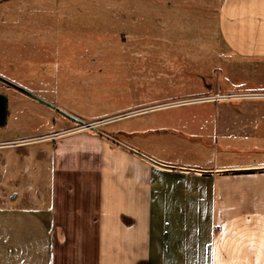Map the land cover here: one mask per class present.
Returning a JSON list of instances; mask_svg holds the SVG:
<instances>
[{
	"label": "crops",
	"instance_id": "obj_1",
	"mask_svg": "<svg viewBox=\"0 0 264 264\" xmlns=\"http://www.w3.org/2000/svg\"><path fill=\"white\" fill-rule=\"evenodd\" d=\"M217 37L222 55L228 57L222 67L227 72L247 63L249 70L264 73V0H219ZM0 82L11 89L6 81ZM221 83L204 81L201 87L242 86L236 74H227ZM248 83L264 86L257 78ZM197 93L204 91L189 90L180 96ZM173 98L138 102L135 107L157 105L128 109L132 112L104 122L210 104L212 115L204 108L195 117L199 134L186 129L192 130V115L172 116L154 133L202 142L221 138L224 141L212 149L213 159L167 160L166 154H160L161 159L144 158L137 152L150 150L141 144L145 131H104L106 138L87 130H67V123L24 136L0 129V148L14 139H23L17 147L39 145L35 154L41 169L35 197L26 190L25 180H7L18 188L9 204L0 205V264H264V146L233 145L236 138H264V110L254 111L264 104V97L231 103L211 97L164 103ZM99 117L104 116L81 119ZM117 135L120 140L111 137ZM256 154L261 157L229 161ZM22 162L20 170L28 164Z\"/></svg>",
	"mask_w": 264,
	"mask_h": 264
},
{
	"label": "rangeland",
	"instance_id": "obj_2",
	"mask_svg": "<svg viewBox=\"0 0 264 264\" xmlns=\"http://www.w3.org/2000/svg\"><path fill=\"white\" fill-rule=\"evenodd\" d=\"M218 4L219 0L0 2V78L11 86L9 90L0 82L7 114L0 129L10 136H24L58 129L67 123V130H87L106 138L109 135L104 131H145L141 144L150 150L137 152L144 158L161 159L160 154H166L167 160L180 157L188 162H202L208 156L213 159L212 149L215 144L220 145L221 138L210 137L208 142H202L173 133H154L159 124L172 116L192 115V130L186 129L199 134L201 126H197L195 117L204 108L203 112L212 115L210 104H187L119 117L90 128H75L83 124L77 120H107L156 106L151 103L135 107L138 102L154 98L176 96L165 104L199 102L210 97L231 103L255 97L245 94L264 92L263 85L248 83L257 78L264 84V73L256 71V66L249 70L247 63H242L235 72L222 68L228 57L222 55L223 47L217 37ZM227 74L239 76L242 86L208 90L201 87L204 81L224 83ZM189 90L204 93L180 96ZM128 109L133 110L127 112ZM256 110L262 112L264 104ZM222 113L219 109V115ZM96 114L104 117L81 119ZM211 125L212 121L206 126ZM111 137L121 139L119 135ZM20 140L23 139L8 141L0 148V205L9 204L11 194L18 188L9 184L8 178L25 180L22 182L31 196L40 192V157L35 154L39 145L15 146ZM233 145L264 146V138H236ZM260 157H231L229 161ZM24 160L28 164L20 170ZM34 203H38L37 199Z\"/></svg>",
	"mask_w": 264,
	"mask_h": 264
},
{
	"label": "water",
	"instance_id": "obj_3",
	"mask_svg": "<svg viewBox=\"0 0 264 264\" xmlns=\"http://www.w3.org/2000/svg\"><path fill=\"white\" fill-rule=\"evenodd\" d=\"M29 95L38 99V97H36L32 94H29ZM5 120H6V96L3 93H0V126H2L5 123ZM77 121H78V123H84V121H79V120H77Z\"/></svg>",
	"mask_w": 264,
	"mask_h": 264
},
{
	"label": "built area",
	"instance_id": "obj_4",
	"mask_svg": "<svg viewBox=\"0 0 264 264\" xmlns=\"http://www.w3.org/2000/svg\"><path fill=\"white\" fill-rule=\"evenodd\" d=\"M245 95H253V96H264V92H258V93H249V94H245ZM184 102H187V101H184ZM105 120H99V121H95V122H90V123H83V124H80V126H78L77 128L75 129H79V128H82V129H85V128H90L92 127L94 124L96 123H103Z\"/></svg>",
	"mask_w": 264,
	"mask_h": 264
}]
</instances>
